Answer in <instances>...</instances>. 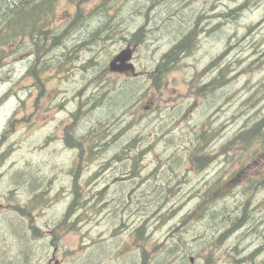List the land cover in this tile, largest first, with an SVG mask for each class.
<instances>
[{
  "label": "rangeland",
  "instance_id": "1",
  "mask_svg": "<svg viewBox=\"0 0 264 264\" xmlns=\"http://www.w3.org/2000/svg\"><path fill=\"white\" fill-rule=\"evenodd\" d=\"M45 20L64 36L42 86L29 39L0 69V264H264V149L234 144L264 130V0H54ZM126 47L137 79L108 72Z\"/></svg>",
  "mask_w": 264,
  "mask_h": 264
},
{
  "label": "trees",
  "instance_id": "2",
  "mask_svg": "<svg viewBox=\"0 0 264 264\" xmlns=\"http://www.w3.org/2000/svg\"><path fill=\"white\" fill-rule=\"evenodd\" d=\"M54 0H0V69H4L7 63H4L8 58L20 57L26 53L25 43L29 39L30 42V56L34 58L32 66L27 74L37 80L33 87L38 83L41 84L47 78L44 71L53 66L43 62L42 58L47 54L51 47H48L47 42L50 40L56 41L63 37L64 34L59 35L57 38L52 37L49 27H47V9L51 8ZM143 30L133 35L130 38L131 43L140 42L142 40ZM37 39H41V42ZM183 44L177 45L172 49L169 54L160 59L159 66H165L166 59L178 51H184L187 47H182ZM42 48V49H41ZM42 56H41V51ZM106 69V68H105ZM60 70V69H57ZM160 70V69H159ZM163 72H161L162 74ZM139 78V77H132ZM42 80V81H41ZM124 96H127L124 95ZM239 133L236 142L242 141L241 147L243 150L248 149L258 150L256 155L263 154L261 151L264 149V130L250 131L248 133ZM103 134L97 137L95 134L92 137V145L95 146L97 142H102ZM197 156V155H195Z\"/></svg>",
  "mask_w": 264,
  "mask_h": 264
},
{
  "label": "water",
  "instance_id": "3",
  "mask_svg": "<svg viewBox=\"0 0 264 264\" xmlns=\"http://www.w3.org/2000/svg\"><path fill=\"white\" fill-rule=\"evenodd\" d=\"M135 52V48L126 47L120 51L108 64V71L116 74L131 73L133 76L137 74L134 72V65L131 63Z\"/></svg>",
  "mask_w": 264,
  "mask_h": 264
},
{
  "label": "bare ground",
  "instance_id": "4",
  "mask_svg": "<svg viewBox=\"0 0 264 264\" xmlns=\"http://www.w3.org/2000/svg\"><path fill=\"white\" fill-rule=\"evenodd\" d=\"M138 47V46H137ZM136 50V49H135ZM142 70V69H141ZM147 72V71H146ZM150 72V71H149ZM148 76V75H147ZM150 81V80H149ZM200 84V83H199ZM151 85V84H150ZM192 85V84H191ZM163 86V84H162ZM151 88V87H150ZM247 163V162H246ZM219 169H222V168H219ZM231 195V194H230ZM244 195V194H243ZM233 196V195H232ZM238 198V197H237ZM236 199V198H235ZM179 221V220H178ZM247 233V232H246ZM131 234V233H130ZM141 236V235H140ZM143 236V235H142ZM149 252V251H148ZM143 254V253H142ZM147 254V253H146Z\"/></svg>",
  "mask_w": 264,
  "mask_h": 264
}]
</instances>
